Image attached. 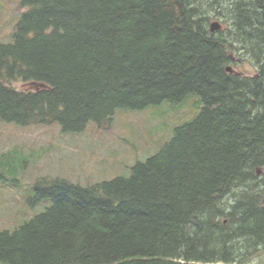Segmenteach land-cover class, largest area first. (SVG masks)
I'll return each mask as SVG.
<instances>
[{
    "label": "trees",
    "instance_id": "trees-1",
    "mask_svg": "<svg viewBox=\"0 0 264 264\" xmlns=\"http://www.w3.org/2000/svg\"><path fill=\"white\" fill-rule=\"evenodd\" d=\"M19 7L0 43L1 120L75 133L188 94L202 107L129 176L36 178L27 200L50 205L0 230L1 264H230L264 244V0Z\"/></svg>",
    "mask_w": 264,
    "mask_h": 264
},
{
    "label": "rangeland",
    "instance_id": "rangeland-1",
    "mask_svg": "<svg viewBox=\"0 0 264 264\" xmlns=\"http://www.w3.org/2000/svg\"><path fill=\"white\" fill-rule=\"evenodd\" d=\"M19 2L0 0V43L12 39L24 11ZM214 21L218 19L210 22ZM237 68L254 72L248 63ZM11 84L20 86L19 81ZM201 107L200 97L188 94L178 102L163 101L140 110L117 109L110 124L90 123L75 133L62 132L57 123L20 125L0 119V230H12L50 205L49 199L35 204L27 200L36 178L61 177L87 185L129 176L137 161L156 153L172 137L173 128L194 118ZM230 264H264V244Z\"/></svg>",
    "mask_w": 264,
    "mask_h": 264
},
{
    "label": "water",
    "instance_id": "water-1",
    "mask_svg": "<svg viewBox=\"0 0 264 264\" xmlns=\"http://www.w3.org/2000/svg\"><path fill=\"white\" fill-rule=\"evenodd\" d=\"M219 27H220V23L218 21H214V22L210 23V30L211 31L217 30V29H219ZM226 70L229 72H234V69L229 65L226 66ZM262 201L264 203V193L262 195Z\"/></svg>",
    "mask_w": 264,
    "mask_h": 264
}]
</instances>
